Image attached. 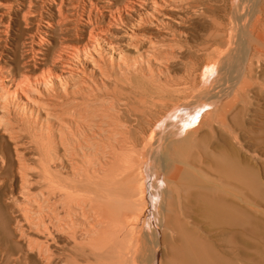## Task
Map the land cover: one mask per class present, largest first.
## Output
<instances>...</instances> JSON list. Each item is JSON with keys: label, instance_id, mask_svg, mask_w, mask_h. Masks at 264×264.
Segmentation results:
<instances>
[{"label": "bare ground", "instance_id": "6f19581e", "mask_svg": "<svg viewBox=\"0 0 264 264\" xmlns=\"http://www.w3.org/2000/svg\"><path fill=\"white\" fill-rule=\"evenodd\" d=\"M13 1L2 3L8 17ZM131 1L106 9L122 37L99 11L76 4L67 14L59 0L44 22L64 37L50 58L48 29L30 35L22 62L18 46L11 58L0 47V264H228L245 243L238 233L264 241L238 213L264 201L246 176L257 145L243 144L258 110L264 0ZM27 3L24 23L39 13ZM197 23L207 33L188 46Z\"/></svg>", "mask_w": 264, "mask_h": 264}, {"label": "rangeland", "instance_id": "374dc122", "mask_svg": "<svg viewBox=\"0 0 264 264\" xmlns=\"http://www.w3.org/2000/svg\"><path fill=\"white\" fill-rule=\"evenodd\" d=\"M11 1H13V0H11ZM16 1V3L18 4L17 6H15L16 5V3H14L15 5L12 7V10L10 11V12H12V13H10L9 14V16L11 17H8L7 15V13L8 12H5L4 10H5V8H4V6L2 5V3H4V0H0V14L1 15H3V16H1L0 15V47H2V49L3 50H5V52H4V55L5 54H7L6 56H9L10 58L12 57L10 54H11V51L10 50H13L14 49V46H18V50H17V52H18V57H19V61L20 62H22L23 60V57L25 56V57H27V56H29V55H27V53L25 52V50H26V47H27V43H29V38H30V35H32L34 38V40H35V38H36V40H35V42H37V41H39V37H38V34H37V32L39 31V32H44V30L45 31H47V29L49 30V31H47L46 33H47V36L45 37L47 40H48V43H47V45H45V47H44V49L45 50H43V51H45V52H47L48 53V57L50 58V54L51 55H53L54 54V52H52V50H58V48L60 47L59 46V44L61 45V43L62 42H64L63 41V39H61V38H64L63 36H61L62 34H60V32H59V34H58V31H56V33H53L54 31H50V28L49 27H46L47 25L44 23L45 21H50L48 18H46V17H49L48 16V14H51L54 18L56 17L57 18V10H56V7H57V5H55V4H57V2H58V4H59V0H55V4L51 1H49V3H47V2H44L43 0H36V2H35V0L33 1V0H28V1H31V6L33 5V7H30V8H36V9H34V10H36V11H38L39 13H37L36 14V17H35V22H33L34 20H29V22L28 23H24L23 22V18H22V14L23 13H25V12H27V7H25V4H26V6H27V2L28 1H26L25 2V0L23 1V0H21L22 2H20V0H14L13 2H15ZM41 1V2H40ZM83 1V2H82ZM127 1H131V0H63V6H62V8H64V9H62V10H64L65 12H68V11H70V12H72L71 10H73L72 9V7L73 6H75L76 4H78L79 6L81 5V7L83 6L84 8H85V13H86V11H88V9L90 8V9H92V14L94 15V14H97V11H99L100 12V15L98 14L97 15V17L99 18V17H101L102 19V22H104V24H105V26H107L108 28H110V31H111V33H108V34H110V35H116L117 37L119 36V37H122V35L121 34H123L122 33V29H124L123 27H121V25H119V28H118V26H115V23L111 20V19H108V13H107V11H106V9H107V7L108 6H111V5H115V2H116V4H117V6H119V7H121V5L122 4H124V3H126ZM137 0H133V1H131V2H135L134 4L132 3L131 4V6H133L135 9H137L138 10V7H137V5H139L140 3L137 1ZM71 2V3H70ZM80 2H81V4H80ZM37 5V6H40V7H37L35 4ZM42 3V4H41ZM53 3V4H52ZM22 4V5H21ZM85 6H84V5ZM94 4V5H93ZM24 5V6H23ZM44 5H45V7H44ZM50 5V6H49ZM66 5V6H65ZM72 5V6H71ZM43 6V7H42ZM18 7V8H17ZM24 7V8H23ZM50 7V8H49ZM66 7V8H65ZM71 7V8H70ZM15 8V9H14ZM21 8H23V9H21ZM20 9V10H19ZM27 9V10H26ZM40 9H43V11L42 10H40ZM99 9V10H98ZM19 10V11H18ZM97 10V11H96ZM22 11V12H21ZM23 11H25V12H23ZM45 12V13H44ZM70 12H68L67 14H70ZM48 13V14H47ZM85 13H83V16H81V17H83L85 20H86V14ZM125 13H126V11H125ZM128 13V12H127ZM38 14H40V16H38ZM123 14V18H128L127 17V15H125L124 14V12L122 13ZM131 14V17H133L134 16V14L133 13H131V12H129L128 13V15H130ZM42 15V16H41ZM44 15V16H43ZM92 15V16H93ZM133 15V16H132ZM68 17L67 18H69V19H72L73 18V20L74 19H76V17L75 16H69V15H67ZM95 16V15H94ZM103 16V17H102ZM125 16V17H124ZM8 17V19H6ZM14 17V18H13ZM39 17H41V22L39 21L40 19H39ZM44 17V18H43ZM135 17V16H134ZM13 18V19H12ZM17 19V20H16ZM38 19V20H37ZM10 21V25H9V29L8 30H10V35H9V37H8V39H7V47H4V42L2 41V40H4V41H6V37L4 36V32H3V30H6V29H4L5 27V22H8V21ZM37 20V21H36ZM11 21H12V24H11ZM81 21V23H83V24H85V21L84 20H80ZM110 21V22H109ZM30 22H31V25H30ZM40 23V25L38 26V24ZM71 22H73V21H71ZM113 22V23H112ZM3 23V24H2ZM33 23V24H32ZM36 23H38L37 25H36ZM111 25H110V24ZM7 24V23H6ZM27 24V25H26ZM54 24V23H53ZM108 24H109V26H108ZM13 25V26H12ZM199 25V23H197V24H195V26H194V24L192 25V30L194 31L193 32V37L194 38H191V41H189L187 44H188V46H190V45H193V46H195V45H197L198 44V42L200 41V40H202V38H198L197 37V35H200V36H205V34L207 33V31H205L204 30V28L202 29V27H200V25ZM43 26H44V28H43ZM112 26H113V28H112ZM14 27V28H13ZM53 27L55 28V25H53ZM70 27H72V25H70ZM29 28H31L32 30H31V32H28V29ZM106 28V27H105ZM38 29V31L36 32V30ZM86 29V30H85ZM115 29V30H114ZM119 29V30H118ZM121 29V30H120ZM11 30H12V32H11ZM87 31V32H86ZM19 32H23L24 34H23V36L21 35V33H19ZM27 34H26V33ZM13 35H12V34ZM31 33V34H30ZM73 32H70L69 34H70V37L71 38H73L74 37V35L72 34ZM121 33V34H120ZM29 34V35H28ZM34 34V35H33ZM55 34V35H54ZM56 34H58V35H56ZM72 34V35H71ZM80 35H78L79 37V39L81 38H83V40L85 39V41H87V38H88V28H86V27H83L82 28V32H80L79 33ZM105 34V33H104ZM118 34V35H117ZM18 35V36H17ZM50 37H49V36ZM107 35V34H106ZM55 36H56V38H55ZM59 38H58V37ZM5 37V38H4ZM17 37V38H16ZM21 37V38H20ZM61 37V38H60ZM69 37V38H70ZM197 37V38H196ZM53 38V39H52ZM55 38V39H54ZM10 39V40H9ZM13 40V41H12ZM193 40V41H192ZM198 42H197V41ZM3 43H2V42ZM58 41V42H57ZM60 42V43H59ZM56 43V44H55ZM50 45V46H49ZM35 47V50H38L39 48L38 47H36V46H34ZM54 48V49H53ZM46 49H48V50H46ZM40 50V49H39ZM0 51H1V48H0ZM50 52V53H49ZM52 52V53H51ZM181 53H178V55H179V61H178V63H177V61H176V63L178 64H174L175 66H174V69H175V71H174V76H176V78H180V77H182V76H184V72H183V70H182V66H181V64H180V61L182 60H186V57H187V54H181ZM199 55H200V58H199V62L201 63V64H203L204 62L203 61H205L204 60V56L203 55H201L200 53H198ZM37 56H40V55H37ZM184 58V59H183ZM6 59V58H5ZM201 59V60H200ZM203 60V61H202ZM39 63H41V62H43V60H37ZM15 62H17V61H15ZM10 63V62H9ZM201 64H199L198 63V65H197V67H196V69L194 70V72H193V78H195V80H194V88L195 89H202V85H203V79L202 78H200V74H201V69H200V66H201ZM21 65H22V63H20V67H21ZM11 67V69H12V65H10ZM39 65H37V67H38ZM32 68V67H31ZM198 68V69H197ZM14 69L17 71L18 70V68L17 67H14ZM258 72H259V74L255 77V81L254 82H256L257 83V85L254 87V89H255V93H256V99H255V102H254V104H255V106H254V109H255V111H256V109H258L257 111H256V113H255V120L254 121H252V123H251V126H248V134H247V139L245 138L244 140H243V144L245 145V146H247V148H249V145H248V143L250 144V143H253V144H256L257 146H256V148L255 149H257V150H255L254 152L258 155V156H260V159H258L259 160V162L257 163V165H255L254 166V169H253V174H250V173H248V175H246L247 176V178H248V182H249V184L250 185H252L253 187H254V189L256 188V186L257 187H259V188H263L264 189V141L262 142V140H264V95H263V93H264V64L261 66V68L259 67L258 68ZM214 73V71H209L208 73H207V76H210V75H214L213 74ZM233 77V78H232ZM233 79V80H232ZM233 81V83H234V81L236 80V75H234V74H232L231 75V78H229V83L231 84L232 83V81ZM262 85V86H261ZM197 86V87H196ZM262 91V92H261ZM260 92V93H259ZM258 94V95H257ZM257 115V116H256ZM250 130V131H249ZM250 132V133H249ZM255 140V141H254ZM257 142V143H256ZM261 142V143H260ZM247 143V144H246ZM261 144V145H260ZM259 148V149H258ZM260 152V153H259ZM261 160V161H260ZM262 167H263V169H262ZM255 171V172H254ZM261 175H260V174ZM249 191V190H248ZM251 194V193H250ZM258 199H259V201H260V205H259V210H254V209H252V210H247V212L245 211H239L238 213H239V218L243 221V222H241L242 223V225L243 226H245V227H247V229H248V227H250V226H252V224H259V227H258V225L257 226H255L256 228H258L259 229V231H264V201H263V199L261 198V197H258ZM196 199H194V201H195ZM247 200V199H246ZM195 202H197V201H195ZM196 206V207H195ZM200 208H202V206H199V209ZM191 211H192V218H193V220H195L196 222H199V223H201V225H203V223L204 222H206V220H203V222H202V214H199V213H201L203 210L202 209H200V211L198 212V207H197V205L195 204H193L192 203V205H191ZM196 210V211H195ZM194 211V212H193ZM249 212H251V213H249ZM197 214V215H196ZM252 214V215H251ZM257 215V216H256ZM199 220V221H197V220ZM252 222H254V223H252ZM252 223V224H251ZM254 224V225H255ZM205 226V225H204ZM261 226V227H260ZM263 228V230H261ZM246 231V230H245ZM240 232V233H238L239 235H241V237L237 234V237L239 238V239H242V241L243 242H245V243H241V246L239 247L240 249H241V251L239 250V248H238V250H237V252H238V256L239 257H237V258H239V259H236V258H234L232 261H230L228 264H264V241H262V240H260V239H258L257 237L256 238H250V236L248 237V234L249 233H251L250 231H246V232ZM215 233L216 234H218L217 232H214L213 231V233H210V235H211V240L213 239V241L212 242H214V241H217L216 240V238H217V236H216V238H215ZM243 233V234H242ZM214 236H213V235ZM214 237V238H213ZM248 237V238H247ZM244 238V239H243ZM257 241H256V240ZM229 243H231L232 241L229 239V241H228ZM246 242H249V243H247L246 244ZM259 246V247H257V245ZM232 244V243H231ZM254 244V245H253ZM251 246H252V249H251ZM253 247H254V249H253ZM259 250V251H258ZM242 252V253H241ZM245 252V253H244ZM247 253V254H246ZM262 253V254H261ZM243 254V255H242ZM248 256V257H247ZM250 256V257H249ZM186 263L187 264H201V262L199 261V260H194V259H189V260H187L186 259ZM209 264H217L216 262H214L213 260H209Z\"/></svg>", "mask_w": 264, "mask_h": 264}]
</instances>
